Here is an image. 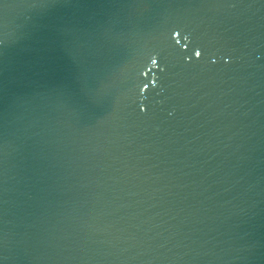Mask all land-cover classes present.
Masks as SVG:
<instances>
[{
  "label": "water",
  "instance_id": "water-1",
  "mask_svg": "<svg viewBox=\"0 0 264 264\" xmlns=\"http://www.w3.org/2000/svg\"><path fill=\"white\" fill-rule=\"evenodd\" d=\"M0 264H264V0H0Z\"/></svg>",
  "mask_w": 264,
  "mask_h": 264
}]
</instances>
